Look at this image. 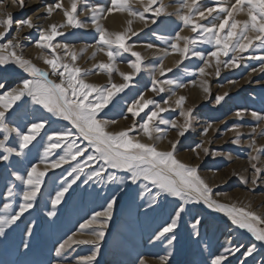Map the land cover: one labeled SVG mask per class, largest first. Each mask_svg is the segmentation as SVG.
Listing matches in <instances>:
<instances>
[{"label": "rangeland", "instance_id": "374dc122", "mask_svg": "<svg viewBox=\"0 0 264 264\" xmlns=\"http://www.w3.org/2000/svg\"><path fill=\"white\" fill-rule=\"evenodd\" d=\"M16 9L13 11V21L32 17L37 25L27 31V38L22 45V53L25 58L29 55L36 57L38 67L46 69L40 58L42 55H51L50 50H41L36 47L35 41L39 38V28H48L50 24H65L66 17L63 9L71 8V0H61L62 9H56L49 16L45 11V6L55 5L57 0H24V7L21 8L19 0H14ZM7 3L9 0H0V3ZM166 6V12L159 18L157 23H151L153 16L147 13L148 23L145 24L138 18L131 17L128 12L114 11L112 13L103 12L100 14L98 23L106 28L110 33L121 32L129 27L128 21L131 19V29L138 33L131 36L129 44L134 45L133 51L142 54L143 62L141 71L131 80L129 87L119 93L114 98V105H110L102 113V118L115 119L116 124H109V131H119L122 128L130 127L133 117L129 114L127 119L123 115L127 112V104L136 98L140 93H144L146 99H153L160 103L162 107L169 110L162 113L165 120H176L183 124L184 117L180 115L181 107L175 101L180 97H186L182 105L183 110L193 109L192 126L183 137L178 136L177 129L160 124L161 128H167V133L163 139L157 140V146L162 150L170 148V141L179 140L176 155L185 163L199 165V172L210 186L213 187V197L222 202H236L243 206L251 207V210L264 216V179L258 181L256 185L251 183L255 170L252 164L264 169V152L258 153L256 149L264 148V118L253 116L256 112L259 117H264V72L260 71V66L264 61L253 59V57L264 56V48L253 46L248 51L238 54L239 67H220V75L215 74V61L206 68V74L201 75L198 71L200 67H205L203 59L192 56L191 52L181 63L179 53H173L170 48L171 38L180 31L182 36H195L189 27H185L180 20L181 0H161ZM133 8H140L142 5L138 0H130ZM229 6L235 0H227ZM100 4L105 8L111 7V0H77V11L75 15L84 24L83 27H72L66 25L58 31L64 33L57 36L54 44H67L71 51L77 53V60L73 66L86 70L87 74H81L80 78L88 83L104 85L109 83V74L105 70L99 69L101 62L110 63L105 52L96 51L98 32L92 23L91 6ZM198 6L203 9L214 6V0H199ZM7 9V7L5 8ZM183 12H187L184 9ZM123 13V14H122ZM120 14V16L118 15ZM215 23L219 22L222 14L214 13ZM195 19H199L195 17ZM6 19V18H0ZM211 19V18H210ZM236 19H247L244 13L236 15ZM124 23V24H123ZM207 23V21H200ZM14 26V25H13ZM4 28L0 25V31ZM255 33H250L254 35ZM11 29L6 34V39H12ZM164 37L165 39H160ZM5 42L0 38V43ZM147 44L154 45L153 48L146 47ZM181 46L183 41H180ZM192 50L203 52L207 58V52L214 50V44L197 43L191 46ZM81 49H86L81 52ZM168 49V54L163 53ZM26 51V52H24ZM95 52V56L93 53ZM27 53V54H26ZM41 55H38V54ZM56 53L64 56V49L57 48ZM233 53L229 51L228 56H221L222 61L231 59ZM130 53L121 52V55L114 61L115 68L111 82L116 84L124 83L120 72H132L128 61L134 60ZM64 62L73 64L71 57H65ZM163 63L165 69H172L161 75L160 64ZM48 66V65H46ZM256 69V71H252ZM153 76L157 81L177 80L184 87L160 83L157 87L163 86L164 92L156 93L151 91ZM21 78H31L28 73L14 64H10L0 70V80L6 82L3 91L11 87H16ZM58 81V80H56ZM202 81H207L211 95L203 90ZM234 81L235 83H230ZM2 92V91H0ZM228 95L220 103H215L216 95ZM164 100H169L165 105ZM151 108V105L149 106ZM149 109H145L147 112ZM242 110V116L235 113ZM44 117L50 121L39 137L27 149L23 156L13 154L8 161L0 160V214H4L3 205L11 202L14 212L18 209L20 196L17 194L12 198L6 196L7 187L16 185V192L23 189L21 181H16L11 176L12 171H18L26 176V171L31 164L36 163L41 170L45 167L40 162L43 148L47 143L46 133L52 130H64L72 128L69 121L60 117L52 116L39 106L32 104L30 98H25L17 102L6 115V123L9 127H18L26 130V125L34 121L37 117ZM144 113H141V117ZM141 122L140 118H135ZM211 124L207 134L204 129ZM239 126L234 130V126ZM255 129V132H253ZM239 131L240 142L233 143L236 139V131ZM138 139L151 143L142 133H132ZM154 135H156L154 133ZM4 138V132L0 130V139ZM88 148V153H94V149L88 145L87 141L78 140ZM9 147L18 148V137L14 132L9 133L6 142ZM203 144L209 148V154L205 155L202 148L197 145ZM195 149V151H194ZM211 152L220 153L213 156ZM199 153V156H197ZM62 149H56L49 157V160L62 155ZM4 155L0 150V156ZM259 155V160H252L251 156ZM78 160L80 158H77ZM77 161H69L59 168H49L41 185V190L37 196L33 208L24 213L16 224L6 228L5 235L0 236V264H86L82 260L95 251L93 244H72L60 253L57 249L70 235L76 234L77 239H91V228L80 230V225L88 220L94 212L101 211L108 200L113 195L117 196V203L114 205L112 219L108 221L105 230V237L100 241L99 253L92 264H211L216 255L223 253L225 248L239 247L240 251L228 255L226 264H264V242L257 241L255 237L247 231L231 223L225 213L208 209L202 202L199 204L190 203L186 205L185 212L179 221V226L175 230L177 239L171 246L167 245V240L163 237L155 239L158 230L169 221L174 215V209L179 206V198L164 196L151 209L147 207V197L141 198L139 193L141 185L147 183L143 180L133 184L127 177L129 173L124 170L108 169V172H115L120 178L114 183L106 180L100 182L96 179L85 183L88 169L80 174V178L68 190L61 203L52 206L51 200L55 193L64 185L68 172L75 166ZM102 162L97 161L92 164L93 168ZM244 177L247 183L241 179ZM150 186V185H149ZM220 193L221 195H216ZM226 194V195H225ZM54 211V216H49L48 212ZM202 218V223L197 230L191 228L193 217ZM31 227V234L28 229ZM261 227H264L262 225ZM198 231V235L196 234ZM170 235V234H169ZM25 244L28 247L25 248ZM255 245V250L250 257H245L243 253L251 245ZM167 256L166 261L160 257Z\"/></svg>", "mask_w": 264, "mask_h": 264}, {"label": "snow or ice", "instance_id": "6c2138e0", "mask_svg": "<svg viewBox=\"0 0 264 264\" xmlns=\"http://www.w3.org/2000/svg\"><path fill=\"white\" fill-rule=\"evenodd\" d=\"M142 5L140 8H133L130 0H111V7L105 8L100 4L91 6L92 23L96 26L98 32V40L96 42V51L105 52L109 58L110 63H99L98 67L105 70L109 74V83L100 85L88 83L81 79L80 76L87 74L86 70L73 66L77 60V53L69 49L67 44H54L53 41L57 36H63L64 33L58 31L66 25L72 27H83L84 24L75 15L77 11V0H71V8L63 9L66 17L65 24H50L48 28H39V38L35 41L37 48L41 50H50L51 55H42L40 58L48 65L51 72L46 69L38 67L31 59L25 58L22 54L17 52L20 47L19 33L20 29L27 27L29 29L36 28L31 17L16 21L17 36L12 39H6V34L13 26V16L11 13L7 15L6 19H0V25L4 30L0 31V38H4L5 42L0 43V70L10 64H14L28 73L31 78H21L16 87L8 88L0 92V130L4 132V138L0 139V150H3L4 155L0 156V160L8 161L10 156H23L25 149L29 147L40 136L41 132L46 129L50 121L44 117H37L34 121H30L26 125V130H21L18 127H9L5 122L6 115L9 110L17 105V102L23 101L25 98H30L32 104L39 106L40 109L55 117H60L69 121L72 128L64 130H52L46 133L47 143L43 148V154L40 162L45 164L43 170L38 164L33 163L26 171V176L21 175L18 171H12L11 176L16 181H21L23 189L17 193L16 185L11 184L7 187L6 196L9 198L15 195L20 196L18 209L14 212L10 210L13 208L11 202L3 205L4 214H0V236L5 235L6 228L16 224L18 220L33 208L37 196L41 190L44 177L49 168H59L69 161H77L75 166L68 172V177L72 179H65L64 185L55 193V197L51 200L53 207L60 204L62 199L73 184L80 178L81 173H85L88 169L87 179H96L100 182L105 180L109 183H114L120 178L115 172H108V169L124 170L128 175V179L133 183L138 181H145L141 185L139 193L141 198L147 197V207L149 210L152 205H156L164 196H171L179 198V206L174 209V215L169 218V221L158 230L155 234V239L161 237L167 240V245L171 246L177 239L175 230L179 226V221L182 214L185 212L186 205L190 203H203L208 209L222 212L227 215L233 225L241 229H247L257 241L264 242V216L251 210L249 206H243L236 202H222L213 197V187L209 185L206 179L201 176L199 172V165L185 163L176 155L177 145L179 140L170 141V148L168 150L160 149L156 141L163 139L167 133V128H161L159 125H167L173 129H177V134L183 137L185 133L192 126L193 109L189 108L183 110L182 105L186 97L180 96L176 101V105L181 107L180 115L184 117L183 124H179L176 120H165L161 116L162 113L168 111V108L162 107L153 99H146L144 93H140L134 98L130 104H127V112L123 115L124 119L128 118L130 114L133 117V123L130 127L122 128L119 131H109V124H116V120L102 118V113L114 105V98L126 88L133 77L141 71L143 62L142 54L138 51H133L134 45L128 43L131 36H137L138 33L132 31V20L128 21L129 27L121 32L110 33L106 28L98 23L101 18L100 14L103 12L112 13L114 11L128 12L133 18H138L147 24V13H151L153 19L151 23H157V18L161 17L166 12V6L161 0H138ZM199 0H181L180 6V20L185 27H189L195 36H182L181 32L175 33L171 38L170 48L173 53L180 54L181 63L188 57L189 52L192 56L200 57L204 61L205 67L198 69L201 75L206 74V68L211 66L212 61H215V74L220 75V67H239L238 54L248 51L253 46L264 48V0H235L230 6L227 0H214V6L201 9ZM21 8L24 7V0H19ZM63 4L61 0H57L55 5L49 4L45 6V11L50 16L56 9H62ZM187 9V12H183ZM214 13L222 14L219 22H213L216 17ZM244 13L247 19L241 21L236 19V15ZM198 17L199 19H195ZM211 18V19H210ZM200 21H207V23H200ZM131 32V36L128 33ZM250 33H255L250 35ZM165 39L164 37H159ZM180 41H183L181 46ZM197 43L214 44V50L207 52V58L203 52L192 50L191 46ZM146 47L153 48L154 45L147 44ZM57 48L64 49V56L56 53ZM86 49H81V52ZM229 51L233 53L231 59L222 61L221 56H228ZM121 52L130 53L134 60H129L128 64L132 72H120L124 83L116 84L111 82L112 72L119 71L115 68L114 61L121 55ZM163 53L168 54V49H164ZM71 57L72 65L64 62L65 57ZM95 56V52L93 53ZM264 61V56L253 57ZM159 71L163 75L166 71L170 72L172 69H165L163 63L159 66ZM256 71V69H252ZM260 71L264 72V63L260 66ZM57 76L59 82L50 79L49 76ZM160 83L168 85H176L177 87H184L182 83L177 80L157 81L153 76L151 91L156 93L164 92V87H157ZM230 83H235L234 81ZM203 90L205 93L211 95L210 87L207 86V81H202ZM6 82L0 80V90L5 89ZM227 92L222 95H216L215 103L220 104ZM165 105L169 104V100H164ZM151 105V108L149 106ZM145 109H149L145 112ZM141 113L144 116L141 117ZM243 111L238 110L235 115L242 116ZM258 118L259 114L252 113ZM139 117L141 122H137L135 118ZM204 129L207 134L209 128ZM239 126H234V130ZM14 132L18 137V148L7 146L9 133ZM255 132V129H253ZM132 133H142L147 137L151 143L138 139ZM154 133L156 135H154ZM240 133L236 131V139L233 143H239ZM87 141L95 151L92 154L88 153V148L78 143V140ZM197 148H202L205 155L209 154V148L204 147L203 144L197 145ZM56 149H62L63 154L56 158L49 160V157ZM195 151V149H194ZM258 153L264 152V148L256 149ZM211 155L217 156L220 153L211 152ZM199 156V153H197ZM77 158H80L79 160ZM252 160H259V155L251 156ZM97 161L102 162L98 167L93 168L92 164ZM255 170V175L251 179V183L256 185L259 180L264 179V169L252 164ZM245 183L247 180L241 177ZM150 185V186H149ZM216 195H221L216 193ZM226 195V194H225ZM117 203V196L113 195L108 200L106 207L101 211L94 212L92 216L80 225V230L91 228V239H77L76 234L68 236V238L60 244L57 249L59 254L61 250L72 244H93L96 246L95 251L88 257L82 258L86 264H92L99 253L100 241L105 237V230L108 227V221L112 219L114 205ZM54 211L48 212L49 216H54ZM202 223V218L198 215L193 217L191 228L197 230ZM31 234V227L28 229ZM170 234V235H169ZM199 234L198 231L196 233ZM25 248L28 244L24 245ZM255 250V245H251L243 253L245 257H250ZM240 251L239 247L225 248L223 253L216 255L211 264H226L228 255L235 254ZM162 261L168 259L167 256L160 257ZM141 264L144 261L141 260ZM244 264V262H241Z\"/></svg>", "mask_w": 264, "mask_h": 264}, {"label": "bare ground", "instance_id": "6f19581e", "mask_svg": "<svg viewBox=\"0 0 264 264\" xmlns=\"http://www.w3.org/2000/svg\"><path fill=\"white\" fill-rule=\"evenodd\" d=\"M7 7V9H5ZM16 9V3L14 0H9V2L7 3H0V18H7V15L9 13L13 14V11ZM123 14V13H122ZM120 16V14H118ZM31 17V16H30ZM32 18V17H31ZM16 21H19V20H16ZM124 24V23H123ZM14 26H12L11 28V31H12V37H16L17 36V31H16V24H13ZM30 30L29 28H27L26 26L21 28L20 29V33H19V42H20V47L17 49V52L20 53L22 50H23V44H24V40L28 37L27 36V31ZM26 52V51H24ZM23 54V53H22ZM27 54V53H26ZM24 55V54H23ZM38 55H41L40 53ZM28 59H31L32 61L36 62L35 60L37 59L36 57L32 56V55H29V58ZM43 66H45V68L48 69L49 72H51V70L49 69L48 66H46L45 63H42ZM50 79H53V80H58V77L57 76H53V75H50L49 76ZM59 82V80L57 81ZM4 90V89H3ZM3 90H0V91H3Z\"/></svg>", "mask_w": 264, "mask_h": 264}]
</instances>
